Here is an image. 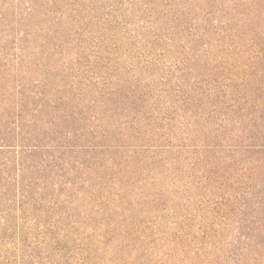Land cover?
Here are the masks:
<instances>
[{"label": "trees", "instance_id": "trees-1", "mask_svg": "<svg viewBox=\"0 0 264 264\" xmlns=\"http://www.w3.org/2000/svg\"><path fill=\"white\" fill-rule=\"evenodd\" d=\"M261 3L262 0L238 3L231 17L213 24L214 33L197 29L196 23L185 27L184 33L189 35L178 46L179 57L162 73L166 79L160 86L166 84L168 90H159L160 95L157 87L143 83L141 76L158 80L157 63L166 59L176 45L174 38L168 37L160 44L163 47L156 52V59L144 57L137 40L133 47L129 45L130 52L136 47L134 59L143 62L140 67L125 63L127 56L120 45L90 46L84 55L85 48L72 44V40L63 46L55 45L50 52L42 45H33L29 39L34 33L23 34L14 60L0 65V171H8L0 173V207H21V213L28 207H51L52 213L57 210L49 237L60 228L62 234L66 233L64 241L82 240L90 247L82 260L95 255L93 245L87 243L88 234L101 230L94 245H101L103 252L108 250L111 264H205L209 253L223 248L221 233L236 214L234 206L258 187L248 200V207H259V211L251 224L243 226L235 241L233 264H264ZM140 12L157 16L152 6ZM160 38L155 35L154 45ZM199 43L202 52H194V45ZM206 56L212 65L208 71ZM203 66L206 69L200 73ZM188 74L192 75L190 79L186 78ZM172 92L179 95L172 105L174 111L165 119L159 118L169 122L152 129L153 103L162 94ZM221 92L229 93L231 98L223 103L225 111L213 120L216 127L203 139V149L199 152L194 148L192 165L202 168L198 170L201 179L196 180L197 184H207L213 175L219 185L233 188L232 195L201 207L196 231L188 220L171 228L156 221L158 214L147 220L138 212L139 218H134L132 207L121 208L117 215L111 212L122 205L123 195L130 192L128 184H138L137 178L144 174L151 180L159 176V168L166 163L160 158L164 151L188 147L185 141L178 146L156 144L159 137L168 142L175 135L171 121L177 101L181 102V111L188 113V127L193 129L202 118H210L204 112L206 105L217 110L212 100H220ZM205 97L208 100L204 102ZM206 124L203 121L198 128L203 131L202 138ZM230 135L236 138L234 144L227 143L223 148L217 143ZM217 149L231 150L230 156L217 157ZM7 154L11 155L8 159ZM59 207L65 210L60 211ZM93 213L104 215L100 223L93 222ZM43 214L49 216L48 212ZM3 225L0 237L8 230L5 222ZM33 226L23 225L19 231L27 234Z\"/></svg>", "mask_w": 264, "mask_h": 264}, {"label": "rangeland", "instance_id": "rangeland-1", "mask_svg": "<svg viewBox=\"0 0 264 264\" xmlns=\"http://www.w3.org/2000/svg\"><path fill=\"white\" fill-rule=\"evenodd\" d=\"M242 1L245 0H0V65L14 60L15 54L19 51L16 48L21 42L19 38L26 32L35 34L29 39L33 41L34 46L42 45L50 52L55 45L63 46L65 41L68 43L72 40V44L85 48L84 55H87L90 46H113L112 48H115L120 45L121 52H125V56H127L125 63L140 65V67L143 62L139 63V60L134 59L137 58V52L135 53L137 49L135 47L130 52L132 49L130 46L133 47L137 40L136 45L140 47L139 51H144V57L156 59V52L160 51L163 41L169 37L176 39L177 43L171 48L166 59L157 63L156 69L159 71L160 78L151 80L141 76L143 83L154 85L157 87V92L168 90L166 84L160 86L166 79L163 78L162 73L179 57L178 46L182 45V39L189 35L184 33L185 27L196 23L197 29H205L214 33L216 30L212 27L213 24L231 17L237 9V4ZM246 2L255 3V0H246ZM261 4L263 7L264 0ZM150 6L157 10L156 17L140 12ZM255 6L258 7L257 3ZM261 15L260 24H264V7L261 9ZM125 34L129 36L127 41ZM156 34L161 38L160 42L158 41L159 44L155 42L154 45L153 40ZM131 37L134 41L130 40ZM194 47V52L198 50L202 52L200 43L195 44ZM184 56L187 55L184 54ZM209 59L207 56L204 58L207 63V71L212 66ZM11 65H13L12 62ZM191 65L195 67V61H192ZM205 69V66L201 67L200 73H203ZM191 76L188 74L186 78L190 79ZM160 94L157 93V95ZM229 95V93L221 92L220 100H212L217 110L213 105H206L204 112L210 118H202L199 125L193 129L188 127L186 119L188 113L181 111L179 106L181 102L177 101L179 105L176 107V113L171 121L175 128V135L168 142L165 137H159L160 140H156V144L169 143L178 146L185 141L184 143L188 147H185L186 149L175 147L173 150L164 151L160 158L166 159V163L161 161L164 167L159 168V176L151 180L150 176L144 174L137 178L138 184H128L130 192L126 197L123 195L122 205L111 212H115L117 215L121 213V208L132 207L134 218H139L138 212L141 213V218L147 220L151 217L155 219L153 215L158 214L156 221L169 225L171 228L183 224L187 220L194 228L198 224L196 220L201 207L209 206L219 197L232 195L233 188L219 185L213 175L210 176L212 180L207 184L204 182L197 184L196 180L201 179L198 170L202 168L199 167L200 165H192L196 157L195 151L200 152L203 149V139L206 140L210 129L216 127L213 120L225 111L223 103L224 101L229 102L231 98ZM176 99H179V95L172 92L171 95L162 94L155 104L153 103L152 109L155 114L150 122L152 129H160L165 122H169L168 120L161 121L159 118L165 119L166 116L171 115L170 113L174 111L172 105ZM207 100L205 97L204 102ZM180 113L185 116L181 117ZM203 121L207 122V126L204 128L208 127L205 130L204 138L201 136L203 131L198 130ZM235 139L233 135H230L229 138L221 139L217 143L225 148L227 143L234 144ZM217 150V157L230 156L231 150L229 149V151ZM9 156L11 155L7 154L5 158L8 159ZM3 171L7 170H2L0 173L3 174ZM143 179L144 181H142ZM258 189V187L251 189L249 195L238 201V206H234L236 214L227 221L221 233L220 245L223 248L209 253L204 259L206 260L205 264H233L237 251L235 248L237 242L235 241H238L243 226L247 227L251 224L255 212L259 211V207H248V200L257 193ZM87 208L92 209L93 207ZM20 209L21 207H0V229L4 227V225L2 226L4 222L8 229L6 234L4 233L0 237V264H111L108 261L110 258L108 250L103 252L101 245H94V241L102 232L101 230H95L88 234L87 243L90 242V245H93L92 249H94L95 255L91 254L88 259L82 260V256L86 255V250H90V247H86L82 240L78 238L70 243L64 241L66 233L62 234L64 231L60 228L53 232L52 238L49 237L51 220L58 217L57 210L52 213L51 207H28V211L21 213ZM59 210L63 211L65 207H59ZM47 212L49 216L43 214ZM92 216L95 224L100 223L104 218L101 213H93ZM28 222L34 226L29 233L22 235L19 227L29 225ZM41 225L43 227L40 229ZM196 229L194 228L195 231ZM39 233L41 236H38Z\"/></svg>", "mask_w": 264, "mask_h": 264}]
</instances>
